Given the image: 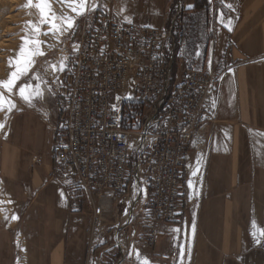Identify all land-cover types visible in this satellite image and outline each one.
Segmentation results:
<instances>
[{"label": "crops", "instance_id": "1", "mask_svg": "<svg viewBox=\"0 0 264 264\" xmlns=\"http://www.w3.org/2000/svg\"><path fill=\"white\" fill-rule=\"evenodd\" d=\"M194 3L107 4L109 15L122 22L175 24V46L162 50L172 82H181L191 65L220 74L203 181L193 194L189 180L185 200L196 206L189 212L185 207L180 222L154 223L158 234L149 246V222L138 212L144 191L130 223L124 213L132 203L128 196L113 211L100 198L91 206L85 197H74L68 185L48 177L55 132L50 136L33 114L17 115L0 141V176L17 217L16 227L0 225V264H16L18 237L26 264H264V0H219L214 38L206 9L192 11ZM90 212L97 215L93 225ZM89 241L96 246L87 255Z\"/></svg>", "mask_w": 264, "mask_h": 264}, {"label": "built area", "instance_id": "2", "mask_svg": "<svg viewBox=\"0 0 264 264\" xmlns=\"http://www.w3.org/2000/svg\"><path fill=\"white\" fill-rule=\"evenodd\" d=\"M206 3L214 38L219 0ZM96 16L85 17L78 32L48 177L89 197H116L125 190L134 150L151 188L145 216L173 223L188 149L195 139L207 144L215 120L220 74L191 65L181 82H172L162 50L174 48L175 24L160 28ZM150 227L146 241L152 245L157 233Z\"/></svg>", "mask_w": 264, "mask_h": 264}, {"label": "rangeland", "instance_id": "3", "mask_svg": "<svg viewBox=\"0 0 264 264\" xmlns=\"http://www.w3.org/2000/svg\"><path fill=\"white\" fill-rule=\"evenodd\" d=\"M33 1L36 2V0ZM55 1L59 3L61 7L59 13L57 14V19L55 20V24L60 27V31H55L52 29V27H47L41 32V35L39 37V44L33 42L29 43L30 52L29 54H24V56L26 58L31 57V59L33 60V64L31 65L27 76L21 77V79L17 81V85L14 86L11 91V96L4 94V88L0 87V93H3L5 97V106L3 110H0V123H3V128H0V141L2 137L9 132L11 126L14 125V118L17 115H21L23 117L27 116L28 114H33L37 116L38 119H40L43 125H45V127L47 128V132L49 133V135L51 136L53 134L54 128L56 127V125L62 122V118H64L66 114V92L68 89L69 76L72 71L74 54L78 42V32L80 26L83 24V19L85 17H87L88 19L96 18V15L103 13L109 14L107 4L109 0H86L85 10L83 11V14L80 15H77V13L72 10L75 6L73 5L72 0ZM35 2L29 4L28 0H0V81L7 80L9 78L10 73L16 70L18 63H22L24 61L22 57L18 56L15 62L10 63L8 59L9 54L6 52L5 55V42L6 40L11 39V43H9L8 45L11 47L12 50L11 55L14 57L15 54L13 53V51L15 50L16 45L21 41L22 32H20L17 37L14 33L17 31L18 26H20L18 30H24L27 27L30 18V12L36 7ZM69 16L73 17L72 28H68L63 20V18ZM206 20L208 21L207 5ZM62 29L64 30L61 31ZM14 37L16 38L12 39ZM37 48L43 54L33 56L32 53L35 52ZM5 60L7 61V63L5 62ZM61 67L63 70H60ZM36 76H38L39 79L34 78ZM21 84H30L33 86V88H36L38 86L39 91L42 92L43 95L41 97L35 98L32 103H27L18 95V86ZM8 100H11L13 103H15V108H13L11 111H8ZM29 121V118H23V122ZM205 151V142L200 141L198 139H195L188 149V156L182 167V183L180 190L183 199H180V210L176 216V220L174 223L180 222V219H182V216L184 215L185 207L187 212H189L190 207L196 206V203H194L193 205H185L186 196L188 195L187 190L189 189L188 177L191 171H195L198 168L200 169L199 175L195 177V182L193 181L192 186H190V188L193 187L194 189L193 194L194 192L196 194L198 184L202 183L203 181V175L201 174L203 171V159H205ZM144 174L145 172H143V169L141 171H138L137 154L134 150H132L128 166V175L126 178L127 180L125 182L126 188L123 193H120L116 197H101L94 194L89 197L86 194H84V196H78V193L81 191L75 192L72 190L74 192L73 196L79 198L85 197V202H88L91 206L94 205V200H98V198H100V200H102L100 202L108 206L109 210L111 211H113V209L117 207V204L120 199L128 196L132 203L130 206V210L126 208L124 213H126V219L130 223L132 221L134 209L137 214V196H141L144 191V198L146 197L147 199L142 204L141 209L138 212L144 220L149 222L145 224V227L148 230L149 226H151L150 228H154V223L158 221H154L145 216V208L147 205V200L150 196L149 194L151 188L148 184V181L145 179ZM49 179L52 180L53 178ZM55 181L59 182L57 180ZM136 182H138V189H134V185ZM182 203H184L185 206L183 211ZM14 213L15 209L12 203V199L10 198V195L6 192L0 176V225L7 226L8 228H11V226L16 227L15 224H10ZM92 214L93 212H90L89 216L90 222L93 225V222L97 221V215L94 214L92 216ZM179 214H182V216H179ZM155 230L158 234V230L156 227ZM89 238H92V236ZM17 241L18 242L16 245L18 261L19 257L24 256V250L23 254H21V249H23V246L22 243H20V239H17ZM95 246L96 241L94 244L90 243V241L89 243H87V255L91 253ZM121 246L123 247V244H121ZM25 262L23 259V264H26ZM117 262L118 261H116L114 264H120Z\"/></svg>", "mask_w": 264, "mask_h": 264}, {"label": "snow or ice", "instance_id": "4", "mask_svg": "<svg viewBox=\"0 0 264 264\" xmlns=\"http://www.w3.org/2000/svg\"><path fill=\"white\" fill-rule=\"evenodd\" d=\"M28 2L29 4H31L32 0H28ZM72 3L73 5H75L72 10L75 11L77 15L83 14V11L85 10L86 0H72ZM35 6L40 9L42 16L47 17V11H46V8H48L47 0H38V3ZM63 20L68 28L73 27V17L69 16L63 18ZM52 29L55 31H60V27L54 22L52 23ZM39 43L40 42L37 41V44ZM21 54H23V49H21ZM41 54L43 53H41L38 48L35 52L32 53L33 56L41 55ZM32 64H33V60L31 59V57L26 58L22 63H18L16 70L10 73L9 78L7 80L0 81V87H3L7 89L9 92H11L13 87L17 85V81H19L21 77L27 76ZM60 70H63L62 67ZM34 78L39 79L38 76ZM18 95L25 102L32 103V101L35 98L41 97L43 94L42 92L39 91L38 86L36 88H33V86L30 84H21L18 86ZM4 106H5V97L3 93H0V110H3ZM7 107H8V111H11L13 108H15V103H13L11 100H8ZM0 128H3V123H0ZM12 219H17V217L13 216ZM253 226L255 227V221H253ZM194 230H195V225L193 224V231ZM260 234L264 235V230H260ZM144 264H148V262L145 260Z\"/></svg>", "mask_w": 264, "mask_h": 264}, {"label": "bare ground", "instance_id": "5", "mask_svg": "<svg viewBox=\"0 0 264 264\" xmlns=\"http://www.w3.org/2000/svg\"><path fill=\"white\" fill-rule=\"evenodd\" d=\"M32 2H35V1L32 0ZM35 3L37 4L38 0H36ZM47 3H48V8H46L47 17L42 16L40 9L35 7V9H33L30 12V18H29V22L27 24V27L24 30H18L20 28V26H18L17 31L14 34L17 37L18 34H20V32H22L21 33L22 37H21V41L16 45L15 50L13 51V53L15 54L14 57L11 55L12 54L11 47L8 45L9 43H11L10 42L11 39L6 40V42H5L6 43L5 55H6V52L9 54L8 59H9V61H11V63L15 62V60L18 58V56L22 57V59L25 60L26 57L24 56V54H26V53L29 54V52H30L29 51V43L33 42V43L37 44V41H39V37L41 35L42 30H45V28H47V27H52V23L53 22L55 23V20L57 19V14L59 13L61 7H60L59 3H57L55 0H47ZM42 21H45V22H42ZM19 25H21V24H19ZM63 30L64 29H62L61 31H63ZM16 37H14L12 39H15ZM21 49H23V54H21ZM5 62L7 63L6 60H5ZM9 68H11V67H9ZM3 93L8 95V96H11V92H9L5 88L3 89ZM197 175H198V169L195 171L194 170L191 171L189 173L188 178L191 182H193ZM14 222H15V219H12L10 224L13 225ZM17 239H19V237ZM21 250H22L21 254H23V249H21ZM23 259H24V256L19 257L16 264H23Z\"/></svg>", "mask_w": 264, "mask_h": 264}, {"label": "trees", "instance_id": "6", "mask_svg": "<svg viewBox=\"0 0 264 264\" xmlns=\"http://www.w3.org/2000/svg\"><path fill=\"white\" fill-rule=\"evenodd\" d=\"M197 9H206V1L205 0H195L194 7L191 10L193 11V10H197ZM196 19H197L196 15H191L190 16V20L191 21H195ZM125 188H126V184H125ZM182 197L183 196H182L181 191H180V199L181 200L183 199ZM184 207H185L184 203H182V211H183ZM179 216H182V214H179Z\"/></svg>", "mask_w": 264, "mask_h": 264}]
</instances>
